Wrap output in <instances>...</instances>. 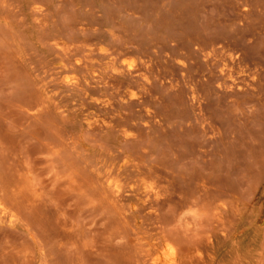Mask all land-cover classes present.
Masks as SVG:
<instances>
[{
	"label": "rangeland",
	"instance_id": "374dc122",
	"mask_svg": "<svg viewBox=\"0 0 264 264\" xmlns=\"http://www.w3.org/2000/svg\"><path fill=\"white\" fill-rule=\"evenodd\" d=\"M264 264V0H0V264Z\"/></svg>",
	"mask_w": 264,
	"mask_h": 264
},
{
	"label": "bare ground",
	"instance_id": "6f19581e",
	"mask_svg": "<svg viewBox=\"0 0 264 264\" xmlns=\"http://www.w3.org/2000/svg\"><path fill=\"white\" fill-rule=\"evenodd\" d=\"M155 264H160V263L156 262Z\"/></svg>",
	"mask_w": 264,
	"mask_h": 264
}]
</instances>
